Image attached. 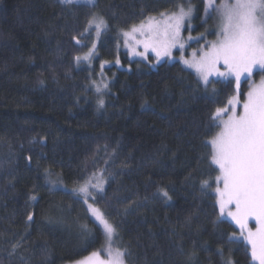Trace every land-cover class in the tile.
Wrapping results in <instances>:
<instances>
[{
  "label": "trees",
  "instance_id": "trees-1",
  "mask_svg": "<svg viewBox=\"0 0 264 264\" xmlns=\"http://www.w3.org/2000/svg\"><path fill=\"white\" fill-rule=\"evenodd\" d=\"M185 1L0 0V264L100 251L102 228L71 189L97 178L105 189L92 202L127 264H254L220 215L207 145L234 80L205 86L180 62L150 66L121 50L125 30ZM96 15L107 29L87 64L94 34L84 30ZM101 62H110L104 91ZM260 77L241 80V99Z\"/></svg>",
  "mask_w": 264,
  "mask_h": 264
},
{
  "label": "snow or ice",
  "instance_id": "snow-or-ice-1",
  "mask_svg": "<svg viewBox=\"0 0 264 264\" xmlns=\"http://www.w3.org/2000/svg\"><path fill=\"white\" fill-rule=\"evenodd\" d=\"M62 2L71 4L80 3L81 0ZM84 2L92 4L94 0ZM203 3L205 13L214 12L219 19L218 38L206 50H202L198 58L183 62L195 70L204 85H208L209 77L215 74L225 79L234 77L237 89V94L228 100L229 107L217 108L211 117L213 126L219 129L207 141V145H210V163L218 169L215 200L220 215H227L250 245L254 264H264V0H203ZM177 9L169 15L163 29L153 27L152 23H141L124 35L135 39V34L139 33L144 39L137 43H142L145 53L149 50L154 52L158 60L170 56L173 48L184 47L181 29L186 19L190 22L193 11L191 7L185 9L183 5H178ZM106 28L103 17L93 16L84 33L90 35L95 31L99 36ZM76 43L80 44L81 41L77 39ZM93 49H89L84 60L89 59ZM133 54L143 53L133 50ZM196 55L193 54L194 57ZM76 60L79 62L81 57L77 56ZM256 68L261 70L260 83L250 87L242 109L237 112L235 106L240 104L241 77L251 78ZM100 105L103 106L102 100ZM90 186L103 191L99 182ZM202 187L212 186L205 180ZM79 192L87 203L91 196L89 185L82 186ZM164 195L167 196V192ZM89 207L92 208V205ZM92 211L102 224L108 258L102 259L99 252H92L86 258V264H125V251L114 247L116 227L98 209L92 208ZM250 220L255 221V230L249 227ZM227 264L232 262L228 261Z\"/></svg>",
  "mask_w": 264,
  "mask_h": 264
},
{
  "label": "rangeland",
  "instance_id": "rangeland-1",
  "mask_svg": "<svg viewBox=\"0 0 264 264\" xmlns=\"http://www.w3.org/2000/svg\"><path fill=\"white\" fill-rule=\"evenodd\" d=\"M95 1L96 0H94V3H95ZM80 3L88 4V5L94 4V3H92V4L86 3V2H84V0H81ZM183 6L185 7V9H187L188 7H191L193 9V11H192V14L190 17V22H189V19H186L184 22V25L181 29V41L184 45V47L182 49L177 46L171 50L170 56H163L158 60L156 58L154 52L149 50L148 52L145 53L142 43H139V44L137 43L138 40L144 39V37L140 36L139 33L135 34V37H136L135 39H133L131 37H127L124 35V33L130 32L131 28L133 27L132 26L128 30H125V32L121 36V41H122L121 50L127 52L128 58L131 61L145 62V63L149 64L150 66H156L157 64L165 62V61H167V62H180L184 67L195 72V70L193 68H189L186 64H184L183 61L184 60L192 61L194 58H198V56L202 50H206L210 43L215 42L217 40V38H218L217 33L219 31V19H218L216 13H214V12H210L209 14L205 13L204 3L200 4L199 2L194 1V0H186L185 4H183ZM176 11H170L168 13H164L163 15L160 14L157 16L150 17L141 23H143L145 25L152 23L153 27H158L160 29H163L165 24L168 22L169 15L173 12H176ZM96 16L100 17L99 15H96ZM141 23L138 25H134V26H140ZM106 29L104 31H102L99 36H97L96 32L93 31V34H94L93 45L94 46H96L99 43V41L101 39V35L106 31ZM93 45H92L91 49H93ZM133 50H135V52H139V53H143V54L142 55H135V54H133ZM88 53H89V50L85 54H88ZM194 53L197 54L196 57L193 56ZM94 56H95V50L92 51V57L94 58ZM118 62L119 61H117L116 64H118ZM87 64H89L88 60H87ZM92 65L94 66L95 63L92 62ZM108 66H110V62H101V64H100V71L99 72L102 71L107 77V80L105 81V83H103V82L101 83V88H100L101 91L107 90V87H108L110 80H111V77H109L107 75V72H106V68H108ZM219 67H220L221 71L224 70L222 65H220ZM120 68H123V66L120 65ZM255 71H261V70L256 68L253 70V73ZM197 76H198V74H197ZM247 78H248L247 76H242L241 80L247 79ZM101 79H103L102 76H101ZM228 79H232L235 82L234 77H228L227 80ZM260 79H261V77L258 80H256L255 82H253L251 84V86H253L254 84H259ZM212 80H226V79L213 74L209 77V81L211 82ZM205 86H207V85H205ZM250 87H249V89H250ZM249 89L247 90V92L249 91ZM236 94H237V89H236L235 94L233 96H235ZM240 94H241V90L239 87L240 104L235 106L237 112H239L242 109L243 99H241ZM245 98H246V96H245ZM226 107H229V105L227 104ZM226 116H227V114H225V118H226ZM97 182L100 183V188H101V186H102L101 179L100 178L95 179V183H97ZM86 184H83L80 186H74L71 188L72 192H75V194H77L79 197H81L84 200V202H85L84 196L79 192V189L82 186H85ZM88 185H89V192L91 193V196L89 197L88 202L87 203L85 202V204L87 206V209L89 211V214H90L92 220L95 221L102 228V224H100V222L96 219V216L94 215V213L92 211V208L98 209L99 212L103 216H104V214L97 206L94 205L92 200H93V197H95V195L103 193V191L105 189V181H104L103 186H102L103 191H100L97 188L91 187L90 186L91 184H88ZM90 204L92 205V208L89 207ZM222 217L231 221L236 226V228L239 230V233L235 236V238L241 239L247 243V241L244 239V236L241 235V232H240V229L238 228V226L229 217H227V215H224ZM249 227H251V228H253V230H255V221L254 220L249 221ZM245 235H246V233H245ZM248 246L250 247L249 244H248ZM97 252H99L101 254L102 259L108 258L106 255V244L104 245V247L100 251H97ZM88 257H86V258H88ZM86 258L75 261V262L66 263V264H86ZM125 264H127L126 261H125Z\"/></svg>",
  "mask_w": 264,
  "mask_h": 264
},
{
  "label": "bare ground",
  "instance_id": "bare-ground-1",
  "mask_svg": "<svg viewBox=\"0 0 264 264\" xmlns=\"http://www.w3.org/2000/svg\"><path fill=\"white\" fill-rule=\"evenodd\" d=\"M56 188V187H55ZM52 189V188H51ZM50 190V189H49ZM55 190V189H54ZM56 192V191H55ZM53 193H54V191H53ZM71 193V192H70ZM74 198V197H73ZM75 199V198H74Z\"/></svg>",
  "mask_w": 264,
  "mask_h": 264
}]
</instances>
